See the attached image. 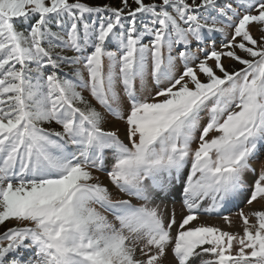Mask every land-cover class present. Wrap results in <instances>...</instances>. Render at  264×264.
<instances>
[{
  "label": "snow or ice",
  "instance_id": "6c2138e0",
  "mask_svg": "<svg viewBox=\"0 0 264 264\" xmlns=\"http://www.w3.org/2000/svg\"><path fill=\"white\" fill-rule=\"evenodd\" d=\"M261 151L264 0H0V264H264Z\"/></svg>",
  "mask_w": 264,
  "mask_h": 264
},
{
  "label": "rangeland",
  "instance_id": "374dc122",
  "mask_svg": "<svg viewBox=\"0 0 264 264\" xmlns=\"http://www.w3.org/2000/svg\"><path fill=\"white\" fill-rule=\"evenodd\" d=\"M101 2L103 3L104 1L101 0ZM146 2H147V0H146ZM252 33H253V36L254 37H258L260 35V33L257 31L255 25L252 28ZM145 42H147V41H145ZM219 42H220V38L217 37V46L218 47H219ZM238 54L244 55V53H240L239 51H238ZM224 63H225V66L229 69V71H232V70L239 69V68L243 67L242 65H240L239 63H237L236 61H233V60L226 59L224 61ZM83 95L88 100H90L97 107L98 110H102V109H100V106L98 104H96V102L94 100H92V98L89 95V93H88L87 90H84L83 91ZM202 115H204V114L202 113ZM204 122H206V120H202V123H204ZM114 123L117 124L120 127V129H121V137L123 138V130L126 127V125L122 121H120V122H114L111 117H108V122L105 124V127L106 128H111L114 125ZM50 126H53L56 130H60V126L59 125H56L55 123H53L51 125H45V127H50ZM197 135H198V133H197ZM261 161H264V151H261L258 154L257 158L253 161L254 165L257 166V169H258L259 163ZM94 174L97 175V176H99L100 177V181L104 185H106L111 192H113L114 198H115L116 195H121L122 196V194H119L118 193V190L115 189V187L107 179L106 172H96ZM122 198H126V197H122ZM136 202L137 201L133 198V203H136ZM165 203L167 204V211H168L169 215H171V213L174 210L175 213H176L177 220H179L181 218V214L182 213L183 214H186V210L183 209L182 202H181V200H179V195H177L172 200L165 201ZM205 206H207V205H205ZM97 207H99V206H97ZM241 209H243L245 212H247L248 206L246 205V203L241 202V203H239L238 206L231 207L230 210L227 211V212H220L219 214L212 213V214L201 215L200 216V221H207V222L212 223V224H220L223 228H226L227 229L228 226L223 223V216L224 215H228L232 219L233 225H234L231 229H228V230L238 231V230H240L239 225L242 222L240 221L239 216L237 215V213ZM100 210L102 212L104 211L103 209H100ZM105 215H108L110 220L112 219L111 214L105 212ZM14 224H15V221H9L3 227H0V232H2L4 230V228L11 227ZM173 232H175V229H173ZM165 264H175L174 259L172 257V254L170 252H169L168 256L165 258Z\"/></svg>",
  "mask_w": 264,
  "mask_h": 264
},
{
  "label": "trees",
  "instance_id": "16d2710c",
  "mask_svg": "<svg viewBox=\"0 0 264 264\" xmlns=\"http://www.w3.org/2000/svg\"><path fill=\"white\" fill-rule=\"evenodd\" d=\"M103 3H111L114 6L119 4V0H103ZM86 2L92 3V4H102L101 0H86ZM65 71H67V67L65 68ZM52 128H54L53 126H50Z\"/></svg>",
  "mask_w": 264,
  "mask_h": 264
}]
</instances>
